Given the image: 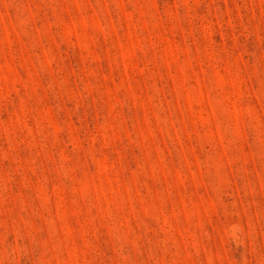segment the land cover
Wrapping results in <instances>:
<instances>
[{"label":"rangeland","instance_id":"obj_1","mask_svg":"<svg viewBox=\"0 0 264 264\" xmlns=\"http://www.w3.org/2000/svg\"><path fill=\"white\" fill-rule=\"evenodd\" d=\"M0 264H264V0H0Z\"/></svg>","mask_w":264,"mask_h":264}]
</instances>
